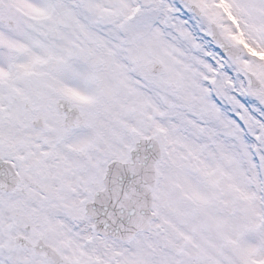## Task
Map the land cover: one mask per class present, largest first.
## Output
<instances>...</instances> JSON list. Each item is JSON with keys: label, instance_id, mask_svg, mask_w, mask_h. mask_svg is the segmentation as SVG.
I'll return each instance as SVG.
<instances>
[{"label": "snow or ice", "instance_id": "obj_1", "mask_svg": "<svg viewBox=\"0 0 264 264\" xmlns=\"http://www.w3.org/2000/svg\"><path fill=\"white\" fill-rule=\"evenodd\" d=\"M0 264H264V0H0Z\"/></svg>", "mask_w": 264, "mask_h": 264}]
</instances>
